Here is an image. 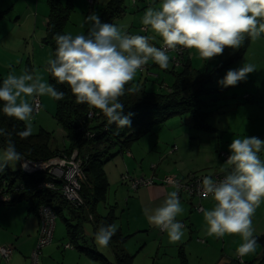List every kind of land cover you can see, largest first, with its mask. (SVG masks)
I'll return each mask as SVG.
<instances>
[{"label":"clouds","instance_id":"obj_1","mask_svg":"<svg viewBox=\"0 0 264 264\" xmlns=\"http://www.w3.org/2000/svg\"><path fill=\"white\" fill-rule=\"evenodd\" d=\"M141 22L147 26L142 30L150 29L158 34L164 47L153 46L149 42L151 37L129 35L115 23L102 22L93 11L85 18L89 25L86 35L53 37L55 58L47 62L46 71L58 84L70 87L77 104L100 110L109 124L117 127H131L133 114H124V104L119 98L136 91L135 85L126 86L150 59L166 69L168 50L178 46L195 49L207 62L223 55L226 48L238 50L246 36L255 40L264 34V0H162L158 8L146 9ZM255 71V65L244 63L228 70L218 84L235 87ZM45 95L56 101L64 98L62 91L31 71L18 76L10 73L0 85L3 113L24 122V130L16 133L21 138L32 136V121L37 111L26 98ZM0 135L8 136L7 146L0 149L2 172L21 161L22 154L16 150L10 132L0 128ZM262 147L264 141L255 136L233 138L229 145L231 155L225 162L231 171L218 182L206 176L201 185V195L205 198L211 195L215 201L212 210L203 212L207 234L217 238L239 235L243 240L236 249L240 257L254 253L259 247L252 217L264 200V161L258 155ZM182 211L178 192L172 191L147 219L166 232L170 242H177L185 231L184 224L176 219ZM116 231L114 223L101 226L95 234L97 246H108Z\"/></svg>","mask_w":264,"mask_h":264},{"label":"rangeland","instance_id":"obj_2","mask_svg":"<svg viewBox=\"0 0 264 264\" xmlns=\"http://www.w3.org/2000/svg\"><path fill=\"white\" fill-rule=\"evenodd\" d=\"M108 1L109 0L102 3V5L106 4ZM161 3L162 1L152 6L158 8ZM99 4L100 1H97L94 8L91 9L90 0H88L86 4L88 6L87 8H89L87 14L93 11L99 14ZM126 7L125 15L117 23L121 30L129 32L127 33L129 35L151 37L149 42L155 47L157 44L161 47L163 41L158 34L152 32L150 29L142 30L147 27L141 22L143 14L147 9L143 8L144 2H138L137 8H135L131 0H127ZM90 9L92 10L91 12ZM80 10V6L78 11L74 9L65 28L66 32L71 31L75 36L84 34L82 16L85 17L86 13L83 14V11ZM245 40H247V36ZM238 50L233 51L232 49L226 48L223 55L215 57L208 62L200 58L195 49H188L185 55L187 57V53L189 52L192 60V69L197 71L200 75L206 76L215 67L220 66L221 62H224L221 58H223L225 54L227 55L230 52L227 56L232 54V57L238 53ZM2 52L3 51L0 50V53ZM16 52L15 55L13 51L9 52V54L14 55V57L7 65L0 64V79H6L10 73L18 76L24 71H31L34 76L41 77L44 82L49 84L46 66L48 60L52 58V54L48 47L42 48L40 45L34 47L33 43L30 42L25 43L24 47L20 50H16ZM258 52V48H250L247 60L240 61L238 59L234 62L232 67H230V69H236L244 63L255 65L256 71L249 74L245 81L240 82L235 87H228L222 94L211 95L205 98L206 100L217 98V100L213 102L214 107L212 108L215 112L208 120L213 130L204 131L195 129L192 126V120L187 115L174 117L166 121L164 125L156 127L150 136L134 143L129 152L119 154L118 149L115 148L111 151L109 158H106L104 172L109 187L105 199L97 204L96 212L98 215L100 214V217H103L107 216L113 209L110 214L115 218L113 223L116 224L117 230L121 231L122 235L125 237L131 236V238L128 239L126 249H128L131 256H135L134 264H180V248H182L186 254L189 264H219L221 261L222 249L221 246H217L215 240L214 242H208L207 245H205V242L204 244H198L199 239L204 240L203 237L199 236L198 239L194 238V240L190 241L189 235L187 234V236H185L184 234L181 238V240L183 239L182 241L170 242L168 236L165 237L167 234L162 235L158 227L150 224L147 219V215H150L154 209L160 206L156 204L145 205V203L142 205V203L136 199V192L139 189L152 187L157 184L160 185L161 183L155 181L154 184L142 186L134 191L132 189V181L140 178H145L146 180L151 179L153 178L152 175H156L157 177L154 176V178L162 180L169 172H175L176 175L179 174L177 172L184 174L188 170L192 171L195 166L196 168H194V171L196 174L206 173L209 175L208 173L212 169L207 168L202 170L200 169L201 166H207L209 168L211 166L213 169L222 166V162L218 161V159L215 163V159L217 158L215 148H225L227 145L229 146L231 144L233 138L243 139L245 136H261L260 139L264 141V129H261L264 125V101L258 106V109L255 108L256 106L248 107V105H251L250 103L240 107L238 106L239 101L247 103L244 100L246 95L255 96L257 91L264 93V64L262 63L263 61L260 60L261 53ZM170 56L171 55H169V57ZM172 68V63L170 62L167 69L162 70V73H165L169 77L168 80L173 77L170 74ZM227 71L228 69L224 70V74L222 73L223 76H220V78L210 84L209 87L223 89L224 87H221L218 81L225 76ZM145 75L146 73L141 76L138 70L133 81L140 78L142 79ZM148 89L159 92L158 88L148 87ZM26 99L31 104L33 97ZM40 99L42 108L39 114L34 116L33 134H38L41 129L45 130L52 136V148L61 149L65 143V132L58 125L54 117L56 112L54 99L47 95L41 96ZM260 133L262 134L257 135ZM173 149L176 150L173 151ZM258 155L260 159H264V147H262ZM175 165L178 167L173 168ZM16 168V164L9 166L11 171H15ZM209 176H211V174ZM181 203L188 205L187 202L181 201ZM65 215L67 216L68 214L66 213ZM56 224L58 228L61 229L62 237L60 239H62V244H68L69 241L66 236L64 222L58 218ZM83 226L85 231V242L80 241V244L98 250L99 253L113 262L115 258L112 257L109 247L97 246L95 243V230L93 224L87 221ZM210 246H215L217 251L205 257L204 249H209ZM224 256L225 254L223 253V257ZM235 256L238 257L237 254H235ZM230 258L232 259L233 257ZM229 261L231 260L229 259ZM84 263L101 264L100 262L89 260L88 258H82L79 264Z\"/></svg>","mask_w":264,"mask_h":264},{"label":"trees","instance_id":"obj_3","mask_svg":"<svg viewBox=\"0 0 264 264\" xmlns=\"http://www.w3.org/2000/svg\"><path fill=\"white\" fill-rule=\"evenodd\" d=\"M160 1L162 0H152L147 3L146 0H131L135 8H137L138 2H144L143 8L145 9ZM126 2L127 0H109L99 9L102 22L116 24L126 13ZM48 6L49 15L46 24V35L42 40V44L51 50L52 59H54L56 42L53 37L56 34H67L65 27L74 8L71 1L63 4L61 0H48ZM90 7L93 8V2ZM2 17L3 15H0V20ZM88 28L89 25L84 35L87 34ZM249 43L250 37H247L237 54L221 63L220 66L215 67L206 76L200 75L192 69L190 61L184 55L183 65L177 70L172 68V71H170V74L174 77V82L168 90L159 89V92L149 90V80L146 76L132 81L126 88L135 85L136 91L126 92L124 96L119 98L120 102L124 104V114H133L131 127H117L115 124H109L107 117L100 110H90L87 104H77L70 87L66 84H58L51 73L48 72L49 84L54 85L64 93L62 100H54L56 105L54 117L65 132V143L61 149L52 148V136L43 129L38 134H32L28 138L18 136L16 133L24 130V122L7 117L2 111L3 102H0V128H4L11 133V139L16 146V150L22 154V160L45 161L55 156L66 155L69 157L74 151H78L87 177V181L81 189L83 205L75 207L66 201L60 192L61 182L53 181V189H39V183L43 180L50 182L49 179L43 178L39 174H25L21 168V160L16 163L17 168L15 171H11L7 167L0 172V196L8 198V201L0 200V205L12 206L21 201H26L30 204V210L36 212L38 219L39 208L41 205H46L53 210L57 218L59 217L64 222L69 242L81 254L101 264H133L134 256L123 249L131 236L125 237L119 230L116 231L109 243L112 246L111 249L115 258L113 262L99 253L98 250L80 244V241L85 242L83 227L85 222L93 221L91 222L96 234L101 226L113 224L115 219L110 214L113 209L105 217H100L96 212L97 204L105 199L109 187L104 172L106 158H109L111 151L115 148L118 149L119 154L129 152L134 143L150 136L156 127L164 125L166 121L174 117L187 115L192 120L195 129L213 130L208 120L215 112L212 108L214 107L213 102L217 98L208 100L205 98L222 94L227 88L214 89L210 88L209 85L217 81L224 70H229L234 62L242 57ZM144 67L145 70H140L141 76L145 73L147 75L145 71L148 69L146 66ZM2 83L3 80L0 79V85ZM35 98L33 97L32 101ZM90 114H92V117H89ZM7 140L8 136L0 135L1 149L7 146ZM55 202L58 204L57 207L53 205ZM63 207L69 209L71 219H67L62 215ZM255 238L258 240L259 247L263 249L262 257L258 259L257 264H264V234ZM179 259L180 264H189L182 248L179 251Z\"/></svg>","mask_w":264,"mask_h":264},{"label":"crops","instance_id":"obj_4","mask_svg":"<svg viewBox=\"0 0 264 264\" xmlns=\"http://www.w3.org/2000/svg\"><path fill=\"white\" fill-rule=\"evenodd\" d=\"M68 1L72 2L75 11H78L80 6V9L83 11L82 13L83 14L86 13L85 17L82 16L83 29L85 32L88 26V24L85 23V18L89 15L87 14L89 8H87L88 6L86 5L88 0H61L63 4H66ZM97 1H100V4L98 6L101 8L105 5V4L102 5V3H104L107 0H93V8L96 5ZM151 1L152 0H146L147 3ZM0 15H3L2 19L0 20V50L3 51L2 53H0L1 65H7L9 61L17 53L16 50H20L22 47H24L25 43L32 42L34 47H37V45H40L42 48L45 47L42 44V40L46 35V24L49 15L48 0H0ZM117 23L118 22H116V24ZM66 33L75 36L71 31H67ZM156 47L159 48L158 44L156 45ZM250 48L259 49L258 53H261L260 60H262L263 61L262 63L264 64V34H261V36L255 40L250 38L249 46L243 53L242 57L239 59L240 61H244L248 59L247 55L250 53ZM240 49L241 48H239V50ZM11 51L14 52V55L9 54V52ZM227 55L225 54L224 57L221 58V60L226 61L225 59L231 57L232 54L230 56ZM170 59L171 57H169V63H170ZM187 59L190 61L192 66V60L189 52L187 53ZM144 66H146L148 69L147 71H145L147 72V75L145 76L149 80L148 87L150 86V88H156V89L158 88L160 90L162 89L168 90L169 87H171L172 83L174 82V77H172L173 79L170 78L168 80L169 77L165 73H162V70H166L167 68L166 69L160 68L159 65H157L151 59ZM139 72L141 73L140 70ZM246 97L247 99H245ZM244 100L247 103H243V101L242 102L239 101L238 102L239 107L250 103L251 105H248V107L256 106L255 108L258 109V106L262 103V101H264V93L257 91L255 96L246 95L244 97ZM248 107H244V108H248ZM261 129H264V125L261 127ZM261 134L262 133L257 135H261ZM257 137L259 139L261 138V136H257ZM227 146L222 149L219 147L215 148L216 156H217V158L215 159V163L217 162L218 159V161L222 162L221 164L222 166L216 169H213L211 166L210 168L207 166H201L200 169L202 170L207 168L212 169L208 173L209 175L211 174V176L212 174L214 175L217 173H221L224 170L228 169L229 165L224 163L223 160L220 158V152H225L231 155V153L229 152V146L228 147ZM261 160L264 161V159ZM176 167L178 166L175 165V167L173 168ZM194 168H196V166L193 167L192 171L188 170L184 174H181L180 172L177 173H179L180 176L182 177H186L189 174L195 173ZM172 174L176 175L175 172H169L168 175H172ZM179 174L177 175L179 176ZM204 174L207 175L206 173ZM154 176L152 175V177ZM160 181L161 180L158 179L157 182L160 183ZM172 191H176L175 188L166 185L157 184L152 187H147L141 190L139 189L136 192L137 193L136 199L139 200L140 203H142V205H144L145 203V205L156 204L161 206L164 200L167 198L168 194ZM182 201L187 202L189 206L181 203L183 211L180 215L177 216L176 219L184 224L185 236H187L188 234L190 241L194 240V238L198 239L199 236H201L204 239L203 241L205 242V245H207L208 242L209 243L212 241L214 242L215 240L217 246L218 247L221 246L222 249L221 250L222 256L219 264H241L237 262L236 258H238L239 256L236 257L235 254H237L236 249L238 248V246L243 243L242 238L239 235H233V236L225 235L222 238L209 236L207 234V224L204 219L203 213H198L195 211L192 201H188L187 199H184ZM53 205L55 207L58 206L57 202H55ZM214 206H215V201L213 200V198H209L203 202L204 211L212 210ZM62 211H63L62 215L65 216L67 219L72 218V216H70L69 214L70 212L68 208L63 207ZM66 213L69 216L68 215L66 216L65 215ZM89 221L91 222L92 220ZM252 226L254 229V237L261 236L264 234V200H262L260 205L256 208V211L252 217ZM39 229H40V225L37 214L35 211L30 210V204L28 202L21 201L12 206L0 205V246L12 247L14 250L11 260L9 262L5 261L0 254V264H29L30 255L37 246ZM186 229L188 230V232ZM60 230L61 229L58 228V225L56 224L53 235V242L51 245L47 246L46 248L44 247L42 249L40 264H79V261L82 258L87 259V257L81 254L77 249H75V247L70 242L66 245H70L72 248H65L66 245H63L62 239H60L62 237ZM163 234H167V233L165 232ZM166 236L167 235H165V237ZM126 245L127 243L124 245L123 249L125 252L129 254L128 249H126ZM107 247H109V250L112 253V257H114L113 251L111 249L112 246L108 245ZM216 251L217 250L215 246L214 247L210 246L209 249L208 248L204 249V256L206 257L208 255L214 254L216 253ZM262 252L263 249L257 247L254 253H250L242 257V261H243L242 264H252V263L257 264L258 259L262 257ZM223 253L225 254L224 256L225 258L223 257ZM230 257L233 258L231 259ZM229 259L231 261H229Z\"/></svg>","mask_w":264,"mask_h":264},{"label":"built area","instance_id":"obj_5","mask_svg":"<svg viewBox=\"0 0 264 264\" xmlns=\"http://www.w3.org/2000/svg\"><path fill=\"white\" fill-rule=\"evenodd\" d=\"M135 1V0H133ZM93 0H90V4ZM164 47V46H163ZM188 49L183 48L182 46H178L174 50H168V55H171L170 62L172 63L173 69H179L183 63L182 59ZM143 70L145 67L143 66ZM31 104L34 107H37V111L34 113V116L39 114L42 103L40 97H36ZM92 117V114L89 115ZM176 149H173V151ZM172 151V152H173ZM230 154L221 152V159L226 162L228 156ZM21 168L23 172L27 175H41L43 178L49 179L50 182H46L43 180L39 183V189H53L54 184L53 181L61 182L60 192L66 201L73 204L75 207H80L83 205V200L81 198V189L82 185L87 181V177L85 175L83 169V161L79 157L78 151H74L71 156H55L45 161H31V160H22ZM231 171V166L228 167L224 172L214 174L212 176L205 174H189L186 177L178 176V175H167L160 181L161 184L170 186L175 188L178 192L179 199L188 201H192L193 207L196 212L203 213L204 207L203 202L209 198H212L209 195L207 198L201 195V185L204 177H211L217 182ZM155 181H158L156 178L151 179H137L132 181V189L134 191L138 190L142 186H148L154 184ZM0 200L8 201L6 196H0ZM39 220H40V229L37 240V246L32 251L30 255V264H40L41 262V251L47 245H50L53 240L54 230L56 226V215L53 210L46 206L41 205L38 210ZM159 232L161 234L165 233L161 231L159 228ZM199 243L204 244L203 240H198ZM65 248H72L70 245H66ZM13 248L0 246V254L2 258L9 262L13 255ZM239 263H243L242 257L237 258Z\"/></svg>","mask_w":264,"mask_h":264}]
</instances>
